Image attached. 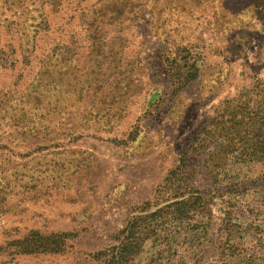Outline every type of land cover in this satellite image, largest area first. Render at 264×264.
<instances>
[{"label": "rangeland", "instance_id": "obj_1", "mask_svg": "<svg viewBox=\"0 0 264 264\" xmlns=\"http://www.w3.org/2000/svg\"><path fill=\"white\" fill-rule=\"evenodd\" d=\"M0 191V264H264V0H0Z\"/></svg>", "mask_w": 264, "mask_h": 264}, {"label": "trees", "instance_id": "obj_2", "mask_svg": "<svg viewBox=\"0 0 264 264\" xmlns=\"http://www.w3.org/2000/svg\"><path fill=\"white\" fill-rule=\"evenodd\" d=\"M195 63H190V62H185L184 64L177 61V59H173V63L168 66L169 73L174 71V69L178 70L179 68H183L186 70V76L192 77L195 74H191L193 68H194ZM193 78H190L192 80ZM187 80V81H190ZM260 146H257L255 151L253 152V159L258 158V154L261 153V150L259 149ZM214 154L211 153V155ZM3 191H0L2 193ZM192 195V194H191ZM189 196L188 202H191L193 199L195 202L196 201H202L201 198H192L193 196ZM184 197V196H183ZM3 200V199H2ZM200 201V202H201ZM186 200L181 199L177 203H174L175 209L172 210L174 214L178 213L179 217H182V210L181 208L184 207V205H188ZM205 206V204H204ZM170 208V207H169ZM167 208V210H169ZM171 209V208H170ZM154 215L152 214L151 216H146L145 218L141 219H135L132 224L130 223L119 235L118 237L115 238L119 242V245L117 246H112L109 249L105 251L98 252L94 255V259L97 262V264H131L133 258L138 256L140 252L142 251V248L144 244L150 240L152 237H154L156 234L154 230H149V224L145 225L144 222H146L148 219L152 218ZM141 222V224L138 226V222ZM123 236L124 239L123 241H120V237ZM117 242V244H118Z\"/></svg>", "mask_w": 264, "mask_h": 264}, {"label": "crops", "instance_id": "obj_3", "mask_svg": "<svg viewBox=\"0 0 264 264\" xmlns=\"http://www.w3.org/2000/svg\"><path fill=\"white\" fill-rule=\"evenodd\" d=\"M71 249V248H69ZM68 252V249L63 253V252H60V253H54V254H42V253H39L37 255H34V256H65L66 253ZM98 252H101V251H98ZM98 252H95L93 255H91L90 260L93 261L94 263L96 262L95 259H94V255ZM97 263V262H96Z\"/></svg>", "mask_w": 264, "mask_h": 264}]
</instances>
